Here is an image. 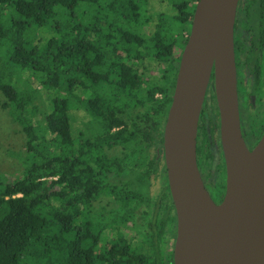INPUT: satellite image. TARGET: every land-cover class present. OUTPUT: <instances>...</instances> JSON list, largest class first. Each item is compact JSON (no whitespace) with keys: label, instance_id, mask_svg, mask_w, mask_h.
Returning a JSON list of instances; mask_svg holds the SVG:
<instances>
[{"label":"trees","instance_id":"obj_1","mask_svg":"<svg viewBox=\"0 0 264 264\" xmlns=\"http://www.w3.org/2000/svg\"><path fill=\"white\" fill-rule=\"evenodd\" d=\"M196 2L167 18L148 0H0V107L29 163L0 178V264H174L163 134ZM212 83L197 153L224 190ZM242 127L264 132L259 113Z\"/></svg>","mask_w":264,"mask_h":264},{"label":"water","instance_id":"obj_2","mask_svg":"<svg viewBox=\"0 0 264 264\" xmlns=\"http://www.w3.org/2000/svg\"><path fill=\"white\" fill-rule=\"evenodd\" d=\"M239 0H197L163 134L177 216L174 264H264V132L253 149L239 112L234 30ZM213 77L226 192L217 204L197 161L198 130Z\"/></svg>","mask_w":264,"mask_h":264},{"label":"flooded vegetation","instance_id":"obj_3","mask_svg":"<svg viewBox=\"0 0 264 264\" xmlns=\"http://www.w3.org/2000/svg\"><path fill=\"white\" fill-rule=\"evenodd\" d=\"M234 50L241 125L248 124L250 119L258 113L264 125L262 120L264 117V0L238 1L234 30ZM243 135L248 148L253 149L259 141L258 137H250L246 131H243ZM197 161L207 190L213 200L220 204L226 192V172L223 177V190L213 184L212 170L208 167V160L198 158L197 153ZM176 235L177 216L175 226L166 227L164 232L166 243L173 244V252Z\"/></svg>","mask_w":264,"mask_h":264},{"label":"rangeland","instance_id":"obj_4","mask_svg":"<svg viewBox=\"0 0 264 264\" xmlns=\"http://www.w3.org/2000/svg\"><path fill=\"white\" fill-rule=\"evenodd\" d=\"M178 3V0H148L145 7L146 11L153 10L155 12L162 13L164 17H170L173 14V6ZM89 7H91L89 5ZM84 10V7L81 6ZM177 54L179 50H176ZM3 67L4 63L0 62V84L3 80ZM5 100L4 96L0 93V101ZM42 101L45 103V99L41 96L38 98V104L42 106ZM41 103V104H40ZM264 121V117L262 118ZM25 134L22 132L21 127L12 120L6 110L0 107V178H16L29 164L25 159L18 156V154L24 155L25 153ZM110 153L120 155V147H114ZM108 200L106 198L100 200L97 205H107ZM131 224V223H130ZM127 238L135 237V232L130 229H125L124 232Z\"/></svg>","mask_w":264,"mask_h":264}]
</instances>
